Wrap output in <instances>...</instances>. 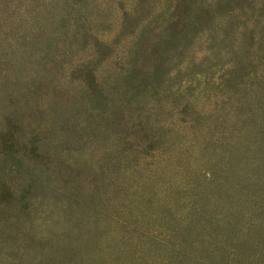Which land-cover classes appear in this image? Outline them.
<instances>
[{
  "label": "rangeland",
  "instance_id": "374dc122",
  "mask_svg": "<svg viewBox=\"0 0 264 264\" xmlns=\"http://www.w3.org/2000/svg\"><path fill=\"white\" fill-rule=\"evenodd\" d=\"M0 264H264V0H0Z\"/></svg>",
  "mask_w": 264,
  "mask_h": 264
},
{
  "label": "trees",
  "instance_id": "16d2710c",
  "mask_svg": "<svg viewBox=\"0 0 264 264\" xmlns=\"http://www.w3.org/2000/svg\"><path fill=\"white\" fill-rule=\"evenodd\" d=\"M187 26H188V27H190V28H192V27L194 26V24H192V25H191V24H189V25H187Z\"/></svg>",
  "mask_w": 264,
  "mask_h": 264
}]
</instances>
